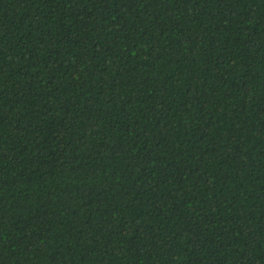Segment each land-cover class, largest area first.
I'll return each instance as SVG.
<instances>
[{
    "label": "trees",
    "instance_id": "trees-1",
    "mask_svg": "<svg viewBox=\"0 0 264 264\" xmlns=\"http://www.w3.org/2000/svg\"><path fill=\"white\" fill-rule=\"evenodd\" d=\"M0 264H264V0H0Z\"/></svg>",
    "mask_w": 264,
    "mask_h": 264
}]
</instances>
